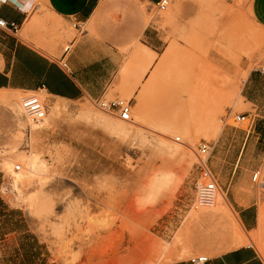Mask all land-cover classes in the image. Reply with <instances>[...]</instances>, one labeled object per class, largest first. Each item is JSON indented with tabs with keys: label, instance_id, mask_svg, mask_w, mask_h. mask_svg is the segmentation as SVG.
Instances as JSON below:
<instances>
[{
	"label": "rangeland",
	"instance_id": "374dc122",
	"mask_svg": "<svg viewBox=\"0 0 264 264\" xmlns=\"http://www.w3.org/2000/svg\"><path fill=\"white\" fill-rule=\"evenodd\" d=\"M220 1L169 0L166 10L154 8L149 20L161 49L140 91L118 95L131 101L132 122L90 99L0 91V264H161L242 246L264 256V192L248 183L244 167L231 186L230 175L214 171L225 150L208 164L232 210L225 198L219 203L222 192L215 205L193 206L202 176L198 146L216 144L224 129H247L235 121L251 111L239 96L249 74L264 68V26L253 0ZM66 30L70 39L78 35L71 24ZM201 86L210 87L213 101L195 113L192 94ZM29 95L47 110L43 128L25 119L21 100ZM191 121L202 127L195 135ZM31 151L44 154V174L30 176ZM237 188L239 196L252 191L254 232L242 227L229 201Z\"/></svg>",
	"mask_w": 264,
	"mask_h": 264
},
{
	"label": "crops",
	"instance_id": "0c3cea01",
	"mask_svg": "<svg viewBox=\"0 0 264 264\" xmlns=\"http://www.w3.org/2000/svg\"><path fill=\"white\" fill-rule=\"evenodd\" d=\"M160 1L0 0V18L20 26L17 34L0 31V91L44 93L49 99L68 102L83 99L95 102L110 95L115 99L120 98V92L136 95L140 91L142 76L148 78L150 66L161 49L154 23L149 20ZM220 2L232 3L233 0ZM253 9L264 26V0H253ZM68 24L78 33L71 39L66 30ZM60 27L65 29L64 32H60ZM53 32H60L55 40ZM200 89V97L192 94L193 101L198 103L192 109L195 113L197 110L208 111L205 105L213 101L214 93L210 87L201 86ZM157 91L158 84H155L154 92ZM239 99L251 109L242 113L248 116L249 123H244L247 129L222 130L212 152L216 157L225 150V158L215 160L213 169L230 175V186L242 167L248 171V183L252 182L256 171L264 175V68L249 74ZM172 117L185 125L178 115L172 113ZM191 128L192 135H195L202 127L191 121ZM234 138L238 145L233 146ZM234 151L236 160L232 163ZM38 154L45 163V173L47 160L43 153ZM228 155L231 158L228 159ZM219 190L230 207L226 193L220 186ZM245 191L252 194L251 190ZM247 193L239 196L242 194L237 188L229 201L242 227L254 232L259 228V212L255 200ZM190 261L181 256L161 264H192ZM205 264H264V256L253 246H242L212 256Z\"/></svg>",
	"mask_w": 264,
	"mask_h": 264
},
{
	"label": "built area",
	"instance_id": "2783aa9c",
	"mask_svg": "<svg viewBox=\"0 0 264 264\" xmlns=\"http://www.w3.org/2000/svg\"><path fill=\"white\" fill-rule=\"evenodd\" d=\"M7 1V0H3ZM169 6V0H161L158 3V8L160 11H164ZM0 21H3V25H0L1 30H8L14 34H17L20 31V26L14 22H7L4 19L0 18ZM97 106L103 111L112 114L124 122H129L132 120V111L133 107L131 101H126L122 98L108 99L101 98L95 101ZM21 105L24 111L25 118L29 122H42L47 116V110L44 104L36 95H29L21 100ZM235 121L244 124L249 123L248 116L244 114H239L235 117ZM178 142L180 139L177 140ZM214 146L210 143L203 142L198 146L199 154V168L202 172V176L197 182L196 185V194L194 199V207H203L210 206L213 194L218 190L219 184L214 178L208 160L213 152ZM21 166H16V171H20ZM202 179H209L208 182H203ZM252 182L264 192V175L261 171H256L252 176ZM208 261V258L205 256L196 257L191 259L192 264H205Z\"/></svg>",
	"mask_w": 264,
	"mask_h": 264
},
{
	"label": "bare ground",
	"instance_id": "6f19581e",
	"mask_svg": "<svg viewBox=\"0 0 264 264\" xmlns=\"http://www.w3.org/2000/svg\"><path fill=\"white\" fill-rule=\"evenodd\" d=\"M45 101V100H44ZM42 102V101H41ZM47 102V100H46ZM45 103V102H44ZM102 110V109H101ZM105 112V111H104ZM109 114V113H108ZM112 115V114H111ZM114 116V115H113ZM47 117V116H46ZM116 117V116H115ZM117 118V117H116ZM26 119V118H25ZM119 119V118H118ZM27 120V119H26ZM46 120L47 118H45L42 123L41 121L40 122H29V124H35V125H39V123H41V126H43L45 123H46ZM120 120V119H119ZM122 121V120H120ZM133 121V111H132V120L129 121V122H132ZM124 122V121H122ZM129 122H126V123H129ZM125 123V122H124ZM39 127V126H38ZM119 131H124L123 128L119 127ZM123 133V132H122ZM177 139H180V138H177ZM44 167H45V163L43 162V159H42V156L39 155L38 153L34 152V151H31L30 155H29V161H28V168H29V174L30 176L34 177V176H38V175H42L44 172ZM21 170V169H20ZM24 175V174H23ZM25 177V176H23ZM17 184L20 183L21 179L20 176L17 177ZM220 192L219 188L218 190L213 194L212 196V200H211V203L209 204L210 206L212 205H215V199L217 197V193ZM224 195L221 194L220 196V200H219V203H222V199H224ZM218 199V198H217ZM224 201V200H223ZM217 202V201H216ZM222 207V206H221ZM238 229V228H237ZM162 250V249H161ZM161 253V252H160Z\"/></svg>",
	"mask_w": 264,
	"mask_h": 264
},
{
	"label": "clouds",
	"instance_id": "9594fccd",
	"mask_svg": "<svg viewBox=\"0 0 264 264\" xmlns=\"http://www.w3.org/2000/svg\"><path fill=\"white\" fill-rule=\"evenodd\" d=\"M3 23H4L3 21H0V25H3Z\"/></svg>",
	"mask_w": 264,
	"mask_h": 264
}]
</instances>
